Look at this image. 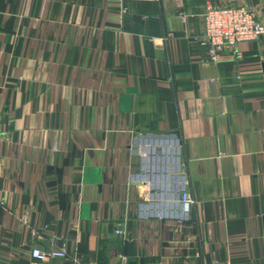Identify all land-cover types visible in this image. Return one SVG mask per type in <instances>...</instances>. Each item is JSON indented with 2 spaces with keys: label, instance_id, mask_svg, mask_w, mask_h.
Listing matches in <instances>:
<instances>
[{
  "label": "crops",
  "instance_id": "0c3cea01",
  "mask_svg": "<svg viewBox=\"0 0 264 264\" xmlns=\"http://www.w3.org/2000/svg\"><path fill=\"white\" fill-rule=\"evenodd\" d=\"M209 5L264 23V0H0V264H264V36L212 60Z\"/></svg>",
  "mask_w": 264,
  "mask_h": 264
},
{
  "label": "built area",
  "instance_id": "2783aa9c",
  "mask_svg": "<svg viewBox=\"0 0 264 264\" xmlns=\"http://www.w3.org/2000/svg\"><path fill=\"white\" fill-rule=\"evenodd\" d=\"M130 2L143 0H125ZM157 1V0H146ZM184 21L186 17H183ZM264 36V23L257 14L242 6L221 7L209 5L203 15V35L201 44L206 46L212 60L216 61L226 50H233L242 57L238 46L244 42H253ZM183 205L189 208L194 202L189 192L182 195ZM117 233L123 234L121 230ZM32 264H49L54 259H65L72 264H84L65 247L51 249L33 248Z\"/></svg>",
  "mask_w": 264,
  "mask_h": 264
}]
</instances>
